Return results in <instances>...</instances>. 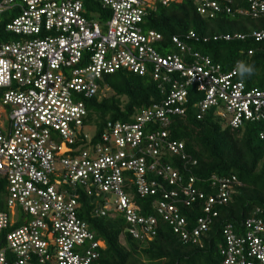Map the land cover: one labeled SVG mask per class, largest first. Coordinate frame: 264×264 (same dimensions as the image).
<instances>
[{"label": "built area", "instance_id": "obj_1", "mask_svg": "<svg viewBox=\"0 0 264 264\" xmlns=\"http://www.w3.org/2000/svg\"><path fill=\"white\" fill-rule=\"evenodd\" d=\"M92 1L100 11L86 8L84 0H0V14L18 8L5 26L18 38L0 42V102L7 109L0 123V178L7 192L0 264H94L105 243L79 216L81 196L90 198L95 215H122L133 238L155 234V217L141 214L134 198L156 193L161 198L152 200V208L182 239L195 242L208 232L214 206L227 202L236 177L211 175L205 181L218 188L205 194L193 187L192 174L185 177L162 158L177 155L187 162L183 143L170 140L164 127L187 110L189 87L200 94V111L212 109L230 128L257 122L264 139V90L236 79L237 63L222 71L187 43L199 40L193 31L173 35L175 49L165 54L162 35L143 26L157 4L175 0ZM193 3L204 18L221 11L264 18V0H245L246 7L234 10L233 0ZM252 36L263 41L264 29ZM121 69L147 76L162 99L137 108L132 121H108L94 141L95 132L84 124L85 100L105 95L108 87L99 80ZM198 199L204 200L203 213L188 228L177 203ZM221 229L223 264H264L260 208L240 226L226 222Z\"/></svg>", "mask_w": 264, "mask_h": 264}, {"label": "trees", "instance_id": "obj_2", "mask_svg": "<svg viewBox=\"0 0 264 264\" xmlns=\"http://www.w3.org/2000/svg\"><path fill=\"white\" fill-rule=\"evenodd\" d=\"M240 5L246 7L245 0H233L231 4L232 8ZM84 6L97 12L101 10V6L92 0H84ZM17 15L16 7L0 14V42L13 38L14 34H8L5 26ZM143 26L162 35L164 48L160 47V51L165 54L175 49L171 43L173 35L183 36L193 31L199 37L196 42H187L193 49L220 64L225 72L237 61L254 65V75L242 79L237 74L236 79L242 80L248 88L264 90V40L258 42L252 36V31L264 29V18L231 15L224 11L217 12L212 18H204L196 11L193 0H175L167 6L157 4L155 10L145 17ZM235 34L243 37L237 38ZM225 35H229V39H225ZM14 36L18 38V35ZM99 85L108 87L111 93L85 100L87 115L84 124L90 127L91 133L95 132L94 141L108 121H132L137 108L162 99L155 82L127 69L104 74ZM188 89L187 110L182 115L170 116V123L164 127L170 140L183 143L187 162L177 155H164L163 161H170L185 177L192 174L195 177L193 187L197 191L215 194L218 184L211 187L205 181L211 175L220 178L233 175L236 179L231 184L235 191L226 203L214 206L217 216L213 218L209 231L195 242L182 239L152 208V200L161 198L159 193L134 198L141 214L155 217V234L151 239L133 238L128 232V223L120 214L95 215L90 198L81 196L79 216L105 243L94 264H223L220 253L223 224L232 222L238 227L257 207L264 215V139L259 137L262 126L257 122H245L238 128L225 126L212 109L200 111L197 107L200 94L195 93L194 87ZM193 160L195 164H192ZM147 175L157 177L154 173ZM5 186L6 182L0 178V210H5ZM202 203L203 199L188 205L177 203L188 228L194 226L197 217L202 215Z\"/></svg>", "mask_w": 264, "mask_h": 264}, {"label": "clouds", "instance_id": "obj_3", "mask_svg": "<svg viewBox=\"0 0 264 264\" xmlns=\"http://www.w3.org/2000/svg\"><path fill=\"white\" fill-rule=\"evenodd\" d=\"M256 73L254 65L247 64L244 61H237L236 68L234 69V74H238L242 79L250 77Z\"/></svg>", "mask_w": 264, "mask_h": 264}, {"label": "rangeland", "instance_id": "obj_4", "mask_svg": "<svg viewBox=\"0 0 264 264\" xmlns=\"http://www.w3.org/2000/svg\"><path fill=\"white\" fill-rule=\"evenodd\" d=\"M91 17H93V18H96L95 16H91ZM13 35V34H12ZM17 39V37H15L14 35H13V38L12 39H9V41H12V40H16ZM111 93V91H110V89H108V91L107 92H105V95H108V94H110ZM7 109H3V106H2V104H1V102H0V123H2V122H5L6 121V116H7V111H6ZM218 118H219V120L222 122V120L220 119V117L219 116H217ZM121 242H124V239L123 238H121Z\"/></svg>", "mask_w": 264, "mask_h": 264}]
</instances>
